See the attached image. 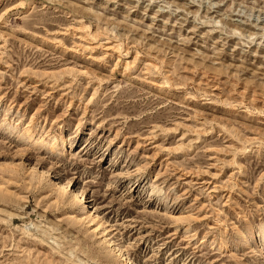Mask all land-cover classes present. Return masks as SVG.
I'll return each mask as SVG.
<instances>
[{"label":"rangeland","instance_id":"374dc122","mask_svg":"<svg viewBox=\"0 0 264 264\" xmlns=\"http://www.w3.org/2000/svg\"><path fill=\"white\" fill-rule=\"evenodd\" d=\"M0 264H264V0H0Z\"/></svg>","mask_w":264,"mask_h":264},{"label":"bare ground","instance_id":"6f19581e","mask_svg":"<svg viewBox=\"0 0 264 264\" xmlns=\"http://www.w3.org/2000/svg\"><path fill=\"white\" fill-rule=\"evenodd\" d=\"M24 134H25V137H26V139L29 141L31 138V132H30V130H25L24 131ZM48 146V145H47ZM49 147H50V149L52 150L54 147H55V144H50L49 145ZM41 173V172H40ZM46 178V177H45ZM63 185L65 186V188L66 187H68L69 186V183L68 182H64L63 183ZM79 196V195H78ZM82 199V198H81ZM80 199V200H81ZM84 202V201H83ZM118 255V254H117ZM119 256L122 258V261H124V262H126V260L125 259H123V257L120 255V253H119Z\"/></svg>","mask_w":264,"mask_h":264}]
</instances>
